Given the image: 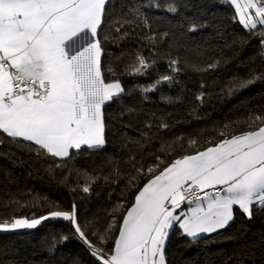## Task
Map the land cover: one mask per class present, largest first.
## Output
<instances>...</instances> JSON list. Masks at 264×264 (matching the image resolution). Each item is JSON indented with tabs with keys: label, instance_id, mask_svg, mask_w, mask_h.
<instances>
[{
	"label": "snow or ice",
	"instance_id": "obj_1",
	"mask_svg": "<svg viewBox=\"0 0 264 264\" xmlns=\"http://www.w3.org/2000/svg\"><path fill=\"white\" fill-rule=\"evenodd\" d=\"M219 3L233 9L232 20L250 36L258 37L261 46V70L231 81L226 94L232 97L258 83L264 84V0H219ZM180 7L176 0L165 3L160 0L131 3L0 0V145H15L36 157H50L52 163L47 171L53 176L56 170L65 169L70 175L68 162L83 152L104 150L109 144L110 127L106 107L121 102L125 95L137 89L147 99V93L175 79L165 74L151 84L126 90L121 76L145 75L156 59L137 51L126 71L117 73L111 65L104 68V58L119 62L130 54L121 48V43L135 34V27H152L146 9L177 15ZM106 22L112 25L111 33L115 35L101 38ZM183 23L187 24L188 32L208 27L197 19H186ZM169 35V31L163 32L160 42ZM144 39L153 48L158 43L155 33L145 35ZM108 41L121 48L119 55L105 49L104 43ZM244 43V37L234 36L225 46L242 48ZM153 56L158 53L153 52ZM224 59L222 54L207 64V69L218 68ZM180 64L179 57L168 61L172 73L181 71ZM190 66L196 71L205 70L195 63ZM163 99L173 102L171 98ZM196 99L203 104L205 93L200 92ZM135 112L134 108L126 107L119 113L129 119L120 132L125 150L138 143L125 131L132 127L130 120ZM233 123L243 124L247 130L231 135L220 131L222 138L215 143L209 141L211 146L185 152L169 162L161 155L150 153L155 163L145 166L142 159L129 156L134 172L127 178L126 190L134 191V198L130 206L125 208L126 201L121 200L108 211L110 219L103 230L96 228L91 233L96 243L85 230L89 225H81L75 203L70 210H64L47 198L42 202L38 197L33 202L6 201L5 207L40 206L45 211L2 219L0 232L36 229L45 221L62 219L71 223L76 237L97 264H168L165 250L175 227L178 226L181 237L195 239L229 227L237 210L250 220L254 208L264 209V106L261 111ZM160 127L166 129L169 125L161 123ZM229 127L227 123L223 125L224 129ZM140 136L147 137L148 132H141ZM183 140L180 136L162 142L157 152L171 155L174 146L183 147ZM197 142L195 138L187 140L190 148ZM115 160L116 156L110 155L107 163ZM77 171L83 180L77 186L82 192L90 193L100 177ZM64 179L67 181L68 175ZM71 190L74 192L76 188ZM120 213L122 218H118ZM67 240V236L60 238V242ZM72 264H80L79 258H74Z\"/></svg>",
	"mask_w": 264,
	"mask_h": 264
},
{
	"label": "trees",
	"instance_id": "obj_2",
	"mask_svg": "<svg viewBox=\"0 0 264 264\" xmlns=\"http://www.w3.org/2000/svg\"><path fill=\"white\" fill-rule=\"evenodd\" d=\"M124 2L131 3L133 0ZM176 2L181 5L177 15L146 9L152 27H135V34L121 43V48L130 54L119 62L107 56L103 61L105 69L111 65L117 73H123L133 63L137 51L145 57L156 59L145 75L121 76L126 90L151 84L165 74L173 75L174 81L147 93V99L137 89L131 95H125L121 102L107 106L109 144L104 150L83 152L74 161H69L68 167L72 169L70 175L67 169L64 172L56 170L54 176L49 175L50 157H36L33 152L15 145H0V220L11 215L30 216L32 212L39 215L45 211L40 206L5 207V202L11 199L33 202V198L38 197L42 202L47 198L64 210H70L75 203L81 225H89L85 230L96 243L91 233L96 228L103 230L110 219L108 211L121 200L126 201V208L134 198L135 192L126 190L127 178L134 172L129 156L142 159L145 166L155 163L150 153L161 155L165 162H169L185 152L211 146L209 141L215 143L222 138L220 131L231 135L247 130L243 124L233 122L261 111L264 106V84L258 83L232 97L227 96L226 90L234 79L261 70L259 38L250 36L234 22L233 9L219 3V0ZM186 19L203 21L208 27L188 32L187 24L183 23ZM111 28L112 25L106 22L100 37L115 35L111 33ZM165 31H169L170 35L160 42V36ZM152 33L156 34L158 40L155 48L144 39L145 35ZM234 36L245 38L242 48L239 45L232 48L225 46ZM104 47L113 55L120 54L121 48L111 41L105 42ZM153 52L158 56H153ZM222 54L226 59L221 65L207 69V64ZM176 57L181 60V71L172 73L168 61ZM193 63L205 70H193L190 66ZM222 89L225 90L223 93ZM200 92L205 93L203 104L196 99ZM163 98H171L173 102H166ZM126 107L136 110L130 120L132 127L125 131L138 143L129 145L125 150L120 132L121 126L129 119L127 116L121 117L119 113ZM161 123H167L169 127L161 128ZM226 123L230 125L228 129L223 128ZM149 124L151 128L146 127ZM144 131L148 132L147 137L140 136ZM180 136L184 137L181 142L183 147L174 146L171 155L157 152L162 142H171ZM189 138L197 139L194 148L188 146ZM140 145L144 146L143 149ZM110 155H115L116 160L109 164L107 160ZM77 170L100 177L90 193L82 192L77 186L83 183ZM65 175H68L67 181ZM143 182L141 179L140 186ZM72 188H76V191L73 192ZM122 214L118 218H122ZM62 236H67L68 240L60 242ZM165 251L168 264H264V209L254 208L250 220L237 210L235 220L229 227L195 239L181 237L179 228L175 227L171 230ZM74 258H79L80 264H97L68 221L55 219L43 222L36 229L0 232V264H72Z\"/></svg>",
	"mask_w": 264,
	"mask_h": 264
},
{
	"label": "crops",
	"instance_id": "obj_3",
	"mask_svg": "<svg viewBox=\"0 0 264 264\" xmlns=\"http://www.w3.org/2000/svg\"><path fill=\"white\" fill-rule=\"evenodd\" d=\"M186 207H187V205L184 206L185 210H186ZM177 227H178V226H177ZM201 236H203V235H201ZM201 236H200V237H201ZM191 239H193V238H191Z\"/></svg>",
	"mask_w": 264,
	"mask_h": 264
}]
</instances>
